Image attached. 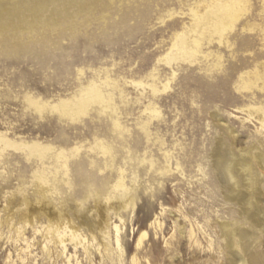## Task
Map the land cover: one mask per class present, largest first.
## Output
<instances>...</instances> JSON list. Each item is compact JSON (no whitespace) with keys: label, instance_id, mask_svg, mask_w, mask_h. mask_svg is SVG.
Segmentation results:
<instances>
[{"label":"rangeland","instance_id":"1","mask_svg":"<svg viewBox=\"0 0 264 264\" xmlns=\"http://www.w3.org/2000/svg\"><path fill=\"white\" fill-rule=\"evenodd\" d=\"M0 1V264H264V0Z\"/></svg>","mask_w":264,"mask_h":264},{"label":"bare ground","instance_id":"2","mask_svg":"<svg viewBox=\"0 0 264 264\" xmlns=\"http://www.w3.org/2000/svg\"><path fill=\"white\" fill-rule=\"evenodd\" d=\"M54 1V0H35L33 1V14L35 16V18H40L41 20L44 17H47V19H51L52 16L55 14V12H59L62 7L64 9L68 8V7H73L74 8V15H79V14H83L86 12L87 10V5L89 4V2L87 0H72L69 2V0H55L56 1V7L52 10L50 9V3ZM55 1L53 3H55ZM59 5V6H58ZM3 3L0 1V29H2L3 31H9L14 27V24L16 23L15 21H19L20 20V15H18L16 18L14 16H12V12H10L9 10H6L3 7ZM228 8V6L226 4L220 5L219 10L218 11H214V12H208L203 18L197 19L199 20L198 22V28H203L204 31L208 30L209 27L213 26L216 30H223L224 28L222 27L223 23H225V25L227 24V20L225 19L224 15H220V10H222V12H224L226 9ZM91 11V9H89L86 13L89 14ZM230 16H232L231 13H229ZM235 17L237 18V16L235 15ZM224 26V25H223ZM181 42L183 44V49L181 50L179 55H183L182 57L185 56V58L187 60L192 59L193 56L190 54L191 50L188 48L192 47V45L189 44V40L186 36H183L181 39ZM193 46L196 47V49L198 50L199 46L201 45V41L196 39L193 41ZM193 49V48H192ZM196 50V51H197ZM184 58V59H185ZM173 59V58H172ZM141 85V84H140ZM168 84L166 83L164 85V89H167ZM153 92L157 93L158 90L153 88ZM89 101H99V102H103L105 103V99L103 98L101 91L96 88V87H92L89 90V93H86L85 97L81 99V101L78 103V106L75 108V112H82V110L88 105ZM9 145H13L14 147H16L14 144H11V142L7 143ZM29 149H31L32 151H35L36 149H39L40 146L37 144H33L32 146H28ZM258 163L259 165L262 167V170L264 171V157L260 156L258 159ZM247 168H244V170L249 169V166L246 165ZM229 175H231L230 171H227V176L229 177ZM261 198H262V193L260 191H256V193H253L252 199L255 200L256 205H258L259 203H261ZM247 201V198L245 197H240L237 202H245ZM247 205H251V203H247ZM256 210H259V207H256ZM256 225H261L262 227H264L263 223L259 220H257L254 223V226ZM222 232H223V236L227 239V241L232 244L234 237L236 235V233L230 231V229H228V226H222ZM55 233L58 235L59 237V241L61 243H64L63 240V236H61V232L59 229L55 230ZM146 234V233H145ZM71 236H72V240H74L77 235L72 231L71 232ZM147 236V235H146ZM251 236L252 233H250L249 231H242L239 234V238H240V246H242V253L247 254L248 252L251 251V245H252V241H251ZM144 238V237H142ZM142 238L139 240V245L142 241ZM118 245H119V240H117ZM233 254L236 256L237 261L234 264H245V259L243 257V255H241L240 253L237 252H233ZM255 260V261H254ZM258 258L254 257L253 261L254 263L258 262Z\"/></svg>","mask_w":264,"mask_h":264}]
</instances>
